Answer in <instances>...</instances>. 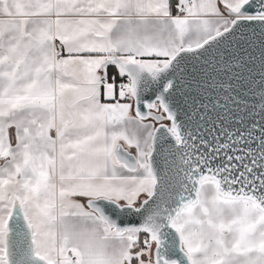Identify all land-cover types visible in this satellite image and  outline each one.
<instances>
[{"label": "snow or ice", "instance_id": "6c2138e0", "mask_svg": "<svg viewBox=\"0 0 264 264\" xmlns=\"http://www.w3.org/2000/svg\"><path fill=\"white\" fill-rule=\"evenodd\" d=\"M0 264H264V0H0Z\"/></svg>", "mask_w": 264, "mask_h": 264}]
</instances>
